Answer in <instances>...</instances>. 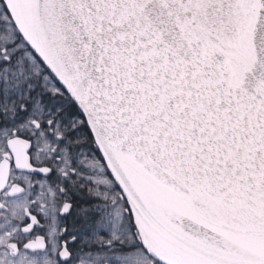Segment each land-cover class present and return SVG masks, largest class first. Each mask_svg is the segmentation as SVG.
<instances>
[{"label":"snow or ice","instance_id":"6c2138e0","mask_svg":"<svg viewBox=\"0 0 264 264\" xmlns=\"http://www.w3.org/2000/svg\"><path fill=\"white\" fill-rule=\"evenodd\" d=\"M0 264H264V0H0Z\"/></svg>","mask_w":264,"mask_h":264}]
</instances>
